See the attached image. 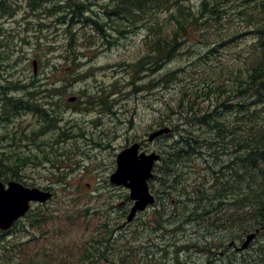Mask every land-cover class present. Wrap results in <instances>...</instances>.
Segmentation results:
<instances>
[{
  "label": "trees",
  "instance_id": "obj_1",
  "mask_svg": "<svg viewBox=\"0 0 264 264\" xmlns=\"http://www.w3.org/2000/svg\"><path fill=\"white\" fill-rule=\"evenodd\" d=\"M43 2L34 0L33 4L36 7ZM110 4L104 9L107 22L98 15L86 16L88 9L83 5L74 7L80 8L82 19L91 21L107 42H110L108 28L120 37L143 30L145 53L131 66L136 75L144 74L143 79L163 69L183 50L193 54L197 44L204 50L199 54V61L209 65L220 62L218 69L202 70L204 74L194 71L191 83L187 84L189 82L185 80L178 95L167 102L162 112V121L157 127L168 129L166 127L172 125L178 136L176 134L175 139L172 134L162 137L170 142L160 152L164 167L155 166L154 178L157 177L160 183L163 174V197L160 199V194L155 191L154 178L150 181V189L157 199L172 205L174 212L171 217L165 216L166 207L161 209L156 200L151 217L154 227L167 233L165 222L167 225L171 218H177V222L182 220L171 234L174 238L185 232L186 224L196 225L204 233L199 241L210 239V246L207 245L210 250L223 247L222 242L220 245L214 239V231L224 233L227 229L229 232L237 229L230 237L235 240L264 230V0H111ZM0 5H3L1 12L11 14L3 2ZM194 31L200 35L199 39H190ZM240 41L248 49L236 51V60L223 63L224 48L230 44L237 47ZM180 71L183 70L165 74L160 80L162 85L179 81L177 73ZM132 80L128 87L135 85L134 76ZM193 82L195 90L192 91ZM153 83L156 85L157 81ZM142 84L137 87L139 91L143 87L144 91L150 89L149 85ZM68 86V83L43 85L35 80L0 82V182L22 181L28 187L22 180L27 169L47 163L55 166L52 155L63 156L54 147L58 141L46 143L43 140L61 121L63 106L48 105L38 96L47 93L52 99L62 97L67 94ZM121 89L120 83L114 82L109 90L104 88L103 91L117 94ZM86 93V90L80 91V94ZM27 115H32L35 122H19ZM175 118L184 126L174 123ZM187 126H198V129L188 130ZM49 149L52 154L48 153ZM185 168L201 174L194 178V184H190L192 178L188 182L189 173L182 172ZM57 182L65 184L61 177ZM40 189L50 191L49 187ZM31 211L34 213L26 217L30 228L41 223L40 218H47ZM90 211L82 208L76 218L81 220L83 217V221H87ZM223 218L227 223L224 224ZM72 220L68 217L66 221ZM101 227L103 233L99 236L90 234L79 264H162L155 255L140 258L139 248L133 246L116 250L115 242L120 240L114 235L116 228L110 227L109 221ZM3 244L0 250L4 254L11 253L12 248ZM182 247L190 252L192 246L184 241ZM203 247L206 246L203 244ZM171 249L165 250L166 256ZM49 252L52 253L49 255ZM49 252L40 255L44 259L35 257L28 262L21 261V255H10L8 260H0V264H51L56 261V253ZM169 261L173 264V260Z\"/></svg>",
  "mask_w": 264,
  "mask_h": 264
},
{
  "label": "rangeland",
  "instance_id": "obj_2",
  "mask_svg": "<svg viewBox=\"0 0 264 264\" xmlns=\"http://www.w3.org/2000/svg\"><path fill=\"white\" fill-rule=\"evenodd\" d=\"M3 1H6L4 5L11 14L0 11V82L35 80L43 85L68 83L70 86L67 94L62 97L52 99L47 93L38 96L48 105L57 103L63 106L59 118L61 121L47 136L42 137L46 143L58 141V145L54 144V147L63 156L52 155L51 160L56 162L55 166L47 163L30 167L22 179L28 187H49L53 193L48 202L34 204L32 208L47 218H40L42 222L32 228L25 218L9 233H0V249L4 246L3 243L12 248V252L8 254L0 250V260H8L10 255H21L23 259L20 260L28 262L35 257L44 259L45 257H40L44 251H54L56 261L51 264H79L83 249L88 247L90 234L99 236L103 233L101 226L109 221L110 227L116 228L115 237L120 239L115 242L116 250L132 246L139 248L138 253L142 259L150 254L162 260V264H171L169 260H173V264H264V230L251 232L244 238L235 240L230 237L237 229L232 232L227 229L224 233L221 230L214 231V239L219 244L222 242L223 247L210 250V239L199 241L204 233L196 225L186 224L185 232L174 238L171 234L175 227L182 224V220L177 222V218H171L167 225L165 222V229L169 230L167 233L155 228L151 219L154 206L139 213L136 220L129 223L128 215L133 205L130 191L110 183V177L117 168L118 155L134 143L142 144V151L156 153L161 159L160 152L170 139L162 138L163 135L152 143L147 140L149 135L163 129L157 125L162 121L167 102L178 95L185 80L189 82L187 84L191 83L194 71L218 69L220 62L209 65L199 61V54L204 53V50L197 44L193 54L183 50L163 69L143 79L144 74L136 75V70L131 67L145 53L143 30H135L120 37L108 28L110 42H107L91 21L82 19L80 11L74 13V6L83 5L84 8H89L86 16L98 15L107 22L104 9L111 5V0H77L71 2V7L67 5V12L61 10V13L55 9L59 6L62 8V5L66 7L62 0L45 1L37 5L34 12L26 0H0ZM62 17L65 19L58 22V18ZM194 38H200L197 31L191 32L190 39ZM241 44L242 41L237 47L235 44L226 46L222 53L224 61H221L231 63L236 60V51L248 49ZM34 62L37 63L36 72ZM181 69L183 71L177 73L179 81L169 86L162 85L160 80L165 74ZM133 76L135 85L128 87V83H133ZM138 76L141 82H138ZM155 81L156 85L153 83ZM114 82L120 83L121 92L112 94L110 91H103L104 88L109 90ZM141 83L142 86L149 85L150 89L144 91L143 87L139 91L137 87ZM194 83L190 87L192 91L195 90ZM82 90L88 93L80 94ZM173 120L184 126L178 118ZM20 121L35 122L32 115H27ZM166 128L169 133L165 136L172 134L175 139L177 133L174 132V127L170 125ZM186 128L196 130L198 126ZM54 135L58 137L55 138ZM51 152L49 149L48 153ZM39 156L44 157L43 154ZM157 165L164 167L160 160ZM182 172L189 173L188 182L192 178L190 184H194V178L201 175L191 172L190 168H185ZM155 174L157 176V172ZM59 177L63 178L65 184L57 182ZM162 177L163 174L160 183L157 177L153 182L160 199L165 190L161 185ZM160 199H157L160 208L165 206V216L171 217L174 208ZM162 202L166 204L163 205ZM74 208L77 209L75 212ZM82 208L91 210L87 221H83V217L81 220L76 218ZM32 213L34 212L29 214ZM60 215L65 216L58 217ZM68 217L74 220L66 221ZM164 218L168 220V217ZM75 220L76 224L73 225ZM223 221L224 224L227 223L225 218ZM121 235L126 237L120 238ZM250 235H255L254 240L246 250H241ZM213 237L212 235L211 239ZM184 241L192 246L190 252L183 249ZM114 246L113 243V248ZM168 248L172 249L166 256L165 250Z\"/></svg>",
  "mask_w": 264,
  "mask_h": 264
},
{
  "label": "water",
  "instance_id": "obj_3",
  "mask_svg": "<svg viewBox=\"0 0 264 264\" xmlns=\"http://www.w3.org/2000/svg\"><path fill=\"white\" fill-rule=\"evenodd\" d=\"M34 70L37 71L36 62H34ZM167 133L169 129L157 130L149 136L148 142L151 143ZM140 149V143H134L124 149L118 155L116 171L110 177L112 185L125 187L130 191L133 206L128 215L129 223L156 202L149 182L154 177V167L160 156L156 153L141 152ZM52 196L50 191L27 187L17 181H10L7 184L0 182V231L8 232L13 229L18 221L29 214L34 204H44ZM254 238L255 235H250L241 250H246Z\"/></svg>",
  "mask_w": 264,
  "mask_h": 264
},
{
  "label": "flooded vegetation",
  "instance_id": "obj_4",
  "mask_svg": "<svg viewBox=\"0 0 264 264\" xmlns=\"http://www.w3.org/2000/svg\"><path fill=\"white\" fill-rule=\"evenodd\" d=\"M27 1V3H29V8L32 10V12H34V10H35V6H34V0H26ZM39 1H52V0H39ZM53 1H55V2H57V0H53ZM60 1V0H59ZM63 2L62 3H64L65 5H66V7L65 6H63L62 5V8L59 6L57 9H55V10H57V12H59V13H61V10H65L66 8H67V5L68 4H71V2L73 3V2H76L77 0H62ZM0 3H2V2H0ZM3 3L4 4H6V1H3ZM74 9H76L75 11H74V13L75 14H77L79 11H80V9H77L76 7H74ZM87 9H89V8H87ZM88 11V10H87ZM65 12H67V10H65ZM43 14H45V13H43ZM42 14V15H43ZM62 19L64 20L65 19V17H62V18H58V22H61L62 21ZM0 32H1V30H0ZM12 231V230H11ZM10 231H8V232H1L0 231V233H4V234H7V233H9Z\"/></svg>",
  "mask_w": 264,
  "mask_h": 264
},
{
  "label": "bare ground",
  "instance_id": "obj_5",
  "mask_svg": "<svg viewBox=\"0 0 264 264\" xmlns=\"http://www.w3.org/2000/svg\"><path fill=\"white\" fill-rule=\"evenodd\" d=\"M88 22V21H87ZM154 195V194H153ZM155 196V195H154ZM155 198H156V196H155ZM156 200H157V198H156Z\"/></svg>",
  "mask_w": 264,
  "mask_h": 264
}]
</instances>
